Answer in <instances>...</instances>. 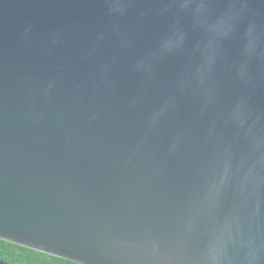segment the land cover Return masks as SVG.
I'll list each match as a JSON object with an SVG mask.
<instances>
[{
  "label": "water",
  "instance_id": "obj_1",
  "mask_svg": "<svg viewBox=\"0 0 264 264\" xmlns=\"http://www.w3.org/2000/svg\"><path fill=\"white\" fill-rule=\"evenodd\" d=\"M0 238L264 264V0H0Z\"/></svg>",
  "mask_w": 264,
  "mask_h": 264
},
{
  "label": "snow or ice",
  "instance_id": "obj_2",
  "mask_svg": "<svg viewBox=\"0 0 264 264\" xmlns=\"http://www.w3.org/2000/svg\"><path fill=\"white\" fill-rule=\"evenodd\" d=\"M20 253H28L27 256ZM61 260L57 257L54 261L41 258L40 253H33L27 246H22L21 242L13 241L8 243L0 238V264H59ZM67 264H75V261L62 260Z\"/></svg>",
  "mask_w": 264,
  "mask_h": 264
},
{
  "label": "trees",
  "instance_id": "obj_3",
  "mask_svg": "<svg viewBox=\"0 0 264 264\" xmlns=\"http://www.w3.org/2000/svg\"><path fill=\"white\" fill-rule=\"evenodd\" d=\"M8 243H10V242H8ZM31 251L33 252V253H40L41 254V258H43V259H45V260H48V261H54V260H56V258L57 257H55V256H51V255H48V254H45V253H42V252H38V251H35V250H32L31 249ZM21 255H25V256H27L28 255V253H20ZM59 258V257H58ZM60 260H65V259H62V258H59ZM76 264V263H75Z\"/></svg>",
  "mask_w": 264,
  "mask_h": 264
},
{
  "label": "clouds",
  "instance_id": "obj_4",
  "mask_svg": "<svg viewBox=\"0 0 264 264\" xmlns=\"http://www.w3.org/2000/svg\"><path fill=\"white\" fill-rule=\"evenodd\" d=\"M59 264H67V262L61 260Z\"/></svg>",
  "mask_w": 264,
  "mask_h": 264
}]
</instances>
